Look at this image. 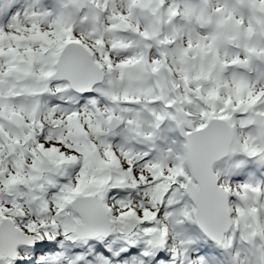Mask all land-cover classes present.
Here are the masks:
<instances>
[{
  "label": "snow or ice",
  "instance_id": "1",
  "mask_svg": "<svg viewBox=\"0 0 264 264\" xmlns=\"http://www.w3.org/2000/svg\"><path fill=\"white\" fill-rule=\"evenodd\" d=\"M253 163L264 0H0V264H264Z\"/></svg>",
  "mask_w": 264,
  "mask_h": 264
}]
</instances>
